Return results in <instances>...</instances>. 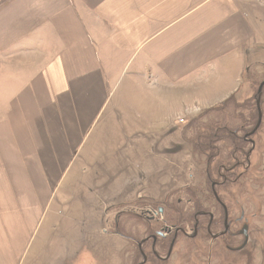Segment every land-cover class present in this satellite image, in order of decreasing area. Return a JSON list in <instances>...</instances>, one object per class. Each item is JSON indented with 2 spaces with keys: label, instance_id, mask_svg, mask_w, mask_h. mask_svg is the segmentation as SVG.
Segmentation results:
<instances>
[{
  "label": "crops",
  "instance_id": "1",
  "mask_svg": "<svg viewBox=\"0 0 264 264\" xmlns=\"http://www.w3.org/2000/svg\"><path fill=\"white\" fill-rule=\"evenodd\" d=\"M252 10L264 0H0V264H22L91 128L139 130L162 91L215 83L181 115L237 93L245 50L264 47Z\"/></svg>",
  "mask_w": 264,
  "mask_h": 264
},
{
  "label": "flooded vegetation",
  "instance_id": "2",
  "mask_svg": "<svg viewBox=\"0 0 264 264\" xmlns=\"http://www.w3.org/2000/svg\"><path fill=\"white\" fill-rule=\"evenodd\" d=\"M251 64L236 96L162 135L155 148L164 168L154 177L168 180L157 198L111 208L109 227L128 244L120 264H264L256 240L264 220L263 50ZM244 195L253 205L246 212L237 203Z\"/></svg>",
  "mask_w": 264,
  "mask_h": 264
},
{
  "label": "rangeland",
  "instance_id": "3",
  "mask_svg": "<svg viewBox=\"0 0 264 264\" xmlns=\"http://www.w3.org/2000/svg\"><path fill=\"white\" fill-rule=\"evenodd\" d=\"M251 14L257 27L258 41L264 43V15L257 10H252ZM213 85V81L203 84L200 94L190 88L187 96L180 95L178 90L160 92L161 105L157 102L146 105L145 119L139 122V130L118 133L114 130L97 136L98 129L91 128L73 151L60 181L53 188L50 203L43 211L22 264H31L37 255L43 264H120L127 257L128 244L122 236L113 233L114 227H109L110 218L111 221L114 218L111 217V208L134 202L139 197L157 198L168 179L154 177L164 168L163 157L156 152L155 146L162 140V135L175 128L172 121L166 131L170 119L181 117L177 119L181 126L200 111L192 109L189 115H181L182 105L187 101L190 107L201 104V96L213 94ZM245 92L242 91L243 94ZM127 110L119 114L125 117ZM187 182L180 179L175 184L181 186ZM246 197L237 198L244 211L253 207ZM124 217L121 222L128 219ZM259 218L251 220V229L256 228L253 221ZM259 224L263 237L262 231L259 233L257 230L256 240L264 242V220Z\"/></svg>",
  "mask_w": 264,
  "mask_h": 264
},
{
  "label": "water",
  "instance_id": "4",
  "mask_svg": "<svg viewBox=\"0 0 264 264\" xmlns=\"http://www.w3.org/2000/svg\"><path fill=\"white\" fill-rule=\"evenodd\" d=\"M255 48L263 49V46H256V47H249L245 50V62H244V68L242 73L241 80L245 79V75L248 73V70L252 67L251 61L253 59Z\"/></svg>",
  "mask_w": 264,
  "mask_h": 264
},
{
  "label": "built area",
  "instance_id": "5",
  "mask_svg": "<svg viewBox=\"0 0 264 264\" xmlns=\"http://www.w3.org/2000/svg\"><path fill=\"white\" fill-rule=\"evenodd\" d=\"M180 122H182V120H180Z\"/></svg>",
  "mask_w": 264,
  "mask_h": 264
}]
</instances>
